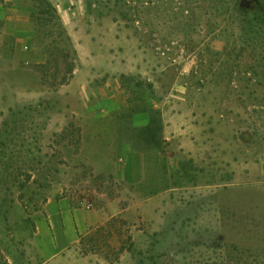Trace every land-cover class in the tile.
Listing matches in <instances>:
<instances>
[{
  "label": "rangeland",
  "instance_id": "rangeland-1",
  "mask_svg": "<svg viewBox=\"0 0 264 264\" xmlns=\"http://www.w3.org/2000/svg\"><path fill=\"white\" fill-rule=\"evenodd\" d=\"M7 1L46 59L0 68V264H264L258 0ZM56 40L75 70L53 85ZM166 126L187 132L173 170ZM61 199L113 213L47 259L35 232Z\"/></svg>",
  "mask_w": 264,
  "mask_h": 264
},
{
  "label": "crops",
  "instance_id": "crops-1",
  "mask_svg": "<svg viewBox=\"0 0 264 264\" xmlns=\"http://www.w3.org/2000/svg\"><path fill=\"white\" fill-rule=\"evenodd\" d=\"M6 4L7 0L0 2V61H3L0 68L19 67L21 61L27 63L29 58L36 62L44 61L46 59L44 53H27L22 48L25 41L32 40L30 38L34 33V28L29 26L28 15L22 13L21 8ZM25 45V48H28L27 44ZM106 96V92L102 93L100 99L103 100ZM98 107L94 104L89 107L92 118L97 117ZM100 107L103 105L100 104ZM149 123L150 119L145 114L135 115L131 122L138 128H145ZM186 133L181 127L172 130L168 126L165 128V138L172 141L170 148L174 151L165 156L170 170L177 166L179 153L187 150ZM110 208L111 206L107 204L103 207L85 209L73 205L68 199L50 201L46 217L48 227H38L35 232L38 246L44 247V251L48 253L47 259L58 257L78 241L82 233L106 222L113 213Z\"/></svg>",
  "mask_w": 264,
  "mask_h": 264
},
{
  "label": "trees",
  "instance_id": "trees-1",
  "mask_svg": "<svg viewBox=\"0 0 264 264\" xmlns=\"http://www.w3.org/2000/svg\"><path fill=\"white\" fill-rule=\"evenodd\" d=\"M255 6L258 8L257 11L262 16H264V0L256 1ZM53 45H54V47H52L51 51L49 52L47 63L42 66L43 68L41 71V77H42L43 81H48L47 79L49 77L53 85L65 84L70 80V78L73 75V72L75 70V62L72 60L69 61V55L65 54L64 51H61L60 54H58V53H56V51H54L55 49L58 48L57 45L60 46V43L58 42V40L54 41ZM58 58H63L64 60H67L66 64H65V70H64V72H60L59 70H57L54 73L53 71H50L49 69H50L51 65L55 64V60H58ZM156 115H157V113H156ZM157 120H158V118L154 115L151 117L150 123L148 124L147 128L149 130H152V133L154 132L152 127H154V124L157 123L156 122Z\"/></svg>",
  "mask_w": 264,
  "mask_h": 264
},
{
  "label": "built area",
  "instance_id": "built-area-1",
  "mask_svg": "<svg viewBox=\"0 0 264 264\" xmlns=\"http://www.w3.org/2000/svg\"><path fill=\"white\" fill-rule=\"evenodd\" d=\"M86 202V204H87V206H88V208L90 207V206H92V203L90 202H87V201H85ZM85 202H84V205H85Z\"/></svg>",
  "mask_w": 264,
  "mask_h": 264
}]
</instances>
